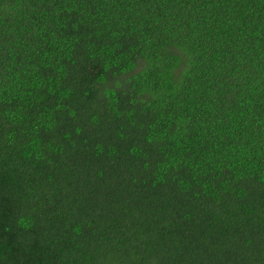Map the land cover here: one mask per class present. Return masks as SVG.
<instances>
[{
  "label": "trees",
  "instance_id": "1",
  "mask_svg": "<svg viewBox=\"0 0 264 264\" xmlns=\"http://www.w3.org/2000/svg\"><path fill=\"white\" fill-rule=\"evenodd\" d=\"M0 264H264V0H0Z\"/></svg>",
  "mask_w": 264,
  "mask_h": 264
}]
</instances>
